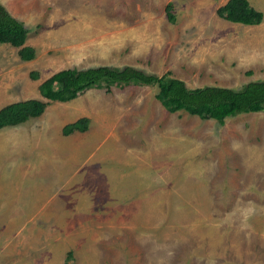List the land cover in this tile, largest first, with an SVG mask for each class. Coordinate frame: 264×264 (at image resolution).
<instances>
[{"label": "rangeland", "instance_id": "obj_1", "mask_svg": "<svg viewBox=\"0 0 264 264\" xmlns=\"http://www.w3.org/2000/svg\"><path fill=\"white\" fill-rule=\"evenodd\" d=\"M226 1L0 0L35 48L23 59L0 43V108L46 100L38 84L65 67L129 64L191 88L264 79V0H249L263 13L250 24L218 15ZM156 92L132 82L89 88L2 127L0 264H65L69 250L72 264H264V110L219 122L169 112ZM85 115L87 135L108 123L114 142L121 130L139 135L125 136L137 151L111 163L109 128L82 143L63 133ZM67 146H77L71 162L55 166L54 151L61 158ZM138 153L144 163L121 168ZM80 194L89 198H72Z\"/></svg>", "mask_w": 264, "mask_h": 264}, {"label": "trees", "instance_id": "obj_2", "mask_svg": "<svg viewBox=\"0 0 264 264\" xmlns=\"http://www.w3.org/2000/svg\"><path fill=\"white\" fill-rule=\"evenodd\" d=\"M171 5H166V14L174 20ZM218 15L226 19L238 18L243 23L260 22L262 11L257 10L249 0H227L217 8ZM28 27L0 2V43H9L19 47L23 59L34 56L35 48L26 44ZM32 78L38 77V71L30 72ZM156 85V98L170 112L185 110L201 118H214L223 122L225 117L242 112L264 110V79L251 80L240 87L221 85H203L188 87L184 80L163 73L158 75L129 64H99L87 67L62 68L38 84L39 93L46 98H29L9 102L0 108V128L24 122L28 118L43 113L50 101H68L92 87L120 86L126 83ZM89 118L80 116L63 126V133L75 130L84 131ZM72 251L66 255L65 264H72Z\"/></svg>", "mask_w": 264, "mask_h": 264}, {"label": "crops", "instance_id": "obj_3", "mask_svg": "<svg viewBox=\"0 0 264 264\" xmlns=\"http://www.w3.org/2000/svg\"><path fill=\"white\" fill-rule=\"evenodd\" d=\"M18 19V18H17ZM19 20V19H18ZM20 21H22L23 23H24V21L23 20H20ZM25 24V23H24ZM26 25V24H25ZM28 27V26H27ZM28 30H29V27H28ZM27 39V38H26ZM26 42V41H25ZM92 88H94V87H92ZM44 112V111H43ZM170 112V111H169ZM43 114V113H42ZM41 114V115H42ZM41 115H39V116H37L36 118H38V117H40ZM86 116V115H85ZM73 121V120H72ZM69 122H71V121H69ZM103 122V121H102ZM7 126H9V125H7ZM11 126V125H10ZM98 126H99V128H100V130L98 131V132H95L96 134L95 135H91V136H89V135H87L88 134V128L86 129V130H84V131H78V130H75V131H73V132H71V133H74L75 134V137H77V138H75V139H79L80 140V143H82V142H84L85 140H89V139H91V138H99V135L103 132V131H105V132H107V129L109 128V124L108 123H104L103 122V127L104 128H102L101 127V125L100 124H98ZM4 127H6V126H4ZM3 127V128H4ZM2 129V127L0 128V130ZM115 128L114 127H112V129L111 128H109V135L110 136H112V139L110 140V142H109V145L110 144H112L113 146H109V152L110 151H113V152H115V154H110L109 153V161H111L110 160V157H116V156H118L117 155V152L119 151V150H122V151H129V152H131V151H137V147H128V146H130V144H129V141H128V139L126 138V137H130V139H132L133 141L134 140H137L138 138H139V135H138V138H137V136H135V135H131V132L130 131H126V132H124V130H121V133L122 134H120V136H119V140L117 141V142H114V138L116 137L115 136ZM118 131H120V130H118ZM4 133V132H3ZM8 133H10V132H8ZM71 133H69V134H71ZM84 133V134H83ZM85 136V137H83V138H79L78 136ZM126 136V137H125ZM7 139V138H6ZM26 139L27 138H25V141H26ZM6 141V140H5ZM27 142V141H26ZM135 145V144H134ZM176 145H177V142H176ZM131 146H133V145H131ZM136 146H138V145H136ZM148 146H156L155 144H152V143H150ZM157 146H161L160 144H157ZM23 148L22 149H24V150H32L33 149V146H22ZM43 147H46V146H43ZM80 147V146H79ZM129 148V149H128ZM57 150H59L58 148H56ZM67 154H64L63 155V157H61V158H58L59 157V155H60V152L59 151H54V153H55V157H56V159H57V161L55 162V166H60L61 164L62 165H64V164H66L67 162H71V159H70V157H71V155H72V153H76V150H77V146H67ZM33 152V151H32ZM103 154H105V152H103V151H101V153H100V156H99V159H101V161H104V158H103ZM122 155H124V154H122ZM125 156V155H124ZM126 156H129V153H127L126 152ZM143 155L141 154L140 155V153H138V156H136V159L135 158H128V161L127 162H121V168L122 167H128L129 168V166H138L140 163H144V161L141 159V157H142ZM68 157V158H67ZM137 157H139L138 159H137ZM56 159H54V160H56ZM118 160L119 159H117V162H118ZM133 161H135V162H133ZM20 163H22V165L23 166H25V167H30V165L32 164V162H30V161H27V162H20ZM111 163H112V161H111ZM44 164H47V165H49V164H51V161H46ZM53 166V165H52ZM46 168H48V167H46ZM110 173V172H109ZM138 173V172H137ZM123 174H124V176H122V177H124V179L123 180H125V179H127L128 180V174H129V172H123ZM122 174V175H123ZM116 186H117V184H115ZM97 195H98V197H99V194L100 193H104V191H101V190H98L97 192ZM93 194H95V192H93ZM114 196L115 197H113V198H118V196L117 195H115L114 194ZM64 197H65V195H64ZM109 197H110V193H109ZM72 198H78L79 200L80 199H82V198H89V196H83L82 194H80V195H77V196H73ZM90 198H91V195H90ZM65 198H63V200H64ZM65 203V202H64ZM18 212V211H17ZM54 212V211H53ZM54 213H58L57 211L56 212H54Z\"/></svg>", "mask_w": 264, "mask_h": 264}]
</instances>
